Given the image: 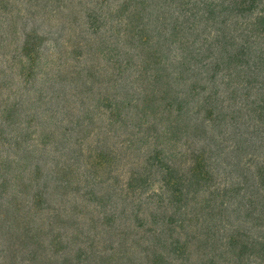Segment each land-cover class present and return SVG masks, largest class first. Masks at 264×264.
I'll use <instances>...</instances> for the list:
<instances>
[{
	"label": "trees",
	"instance_id": "16d2710c",
	"mask_svg": "<svg viewBox=\"0 0 264 264\" xmlns=\"http://www.w3.org/2000/svg\"><path fill=\"white\" fill-rule=\"evenodd\" d=\"M0 264H264V0H0Z\"/></svg>",
	"mask_w": 264,
	"mask_h": 264
}]
</instances>
